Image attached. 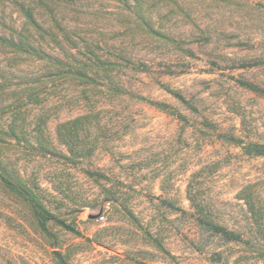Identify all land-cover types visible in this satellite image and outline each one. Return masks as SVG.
<instances>
[{"label":"rangeland","instance_id":"1","mask_svg":"<svg viewBox=\"0 0 264 264\" xmlns=\"http://www.w3.org/2000/svg\"><path fill=\"white\" fill-rule=\"evenodd\" d=\"M28 1L0 0V161L79 234L0 181V264H264V0H36L41 30ZM26 28L34 51L1 40Z\"/></svg>","mask_w":264,"mask_h":264},{"label":"trees","instance_id":"2","mask_svg":"<svg viewBox=\"0 0 264 264\" xmlns=\"http://www.w3.org/2000/svg\"><path fill=\"white\" fill-rule=\"evenodd\" d=\"M36 0H29L28 2L18 3V8L26 19L28 27H32L34 29H42V25L38 21L36 17ZM5 41L7 44L13 46L15 49H24L25 51H34L36 49L33 48V43L36 42L34 36L31 35L30 30L26 28L22 33H19L18 36H9L1 39ZM59 58V57H58ZM55 58V68L53 69V76L57 81L64 82L67 81L68 78H74L76 81L81 83L82 81L91 82L94 81V75L96 74V70L94 67L92 68L89 65H86L82 61L74 60L73 62H65L64 60H60ZM99 63V61H98ZM97 66V65H96ZM244 86H248L249 88L258 91L257 87L245 83H241ZM264 93V91H262ZM179 99L182 98L175 94ZM84 121V117H79L75 119L72 124L71 123H63L58 126V135L59 139L62 142L61 145L70 146L69 144L76 141V145L79 143V127L81 123ZM73 125L74 129L69 130V126ZM72 127V128H73ZM70 138L69 140H66ZM71 142V143H70ZM238 144H242L240 140H237ZM77 148V146H76ZM245 151L249 155H257L264 156V146L259 144H250L248 147H244ZM1 150V144H0ZM72 151V149H71ZM57 154V150L53 149L51 154ZM63 156H67L66 154ZM66 159V158H65ZM92 174V173H89ZM0 181L1 183L8 188L13 194L22 198L33 210L35 217L39 223V226L44 232H47L46 223L49 220L55 221L56 224L61 226L67 231L73 232L75 234H79L75 228L69 224H67L64 220H61L54 215H52L43 205L41 197L34 191V189L28 185L20 176L16 170L10 171L8 167L4 166L0 161ZM247 192V193H246ZM241 198L245 200V203L249 205L251 209V213L254 216H258L259 212L257 211V205L253 202L254 194L251 192L250 188L243 190ZM197 211H203L200 206L197 205ZM202 224L212 229L215 233L220 234L226 241L228 242H237L243 243L244 239L240 233H236L230 231L218 224L210 222L209 220L202 219Z\"/></svg>","mask_w":264,"mask_h":264}]
</instances>
